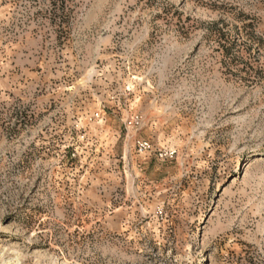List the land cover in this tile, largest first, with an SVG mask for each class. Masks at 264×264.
Masks as SVG:
<instances>
[{"label":"rangeland","instance_id":"374dc122","mask_svg":"<svg viewBox=\"0 0 264 264\" xmlns=\"http://www.w3.org/2000/svg\"><path fill=\"white\" fill-rule=\"evenodd\" d=\"M61 2L0 0V264H264V0Z\"/></svg>","mask_w":264,"mask_h":264},{"label":"built area","instance_id":"2783aa9c","mask_svg":"<svg viewBox=\"0 0 264 264\" xmlns=\"http://www.w3.org/2000/svg\"><path fill=\"white\" fill-rule=\"evenodd\" d=\"M148 148H149V146L145 142H141V143L137 144L138 152H145L148 150ZM173 156H174V152H172V151L163 152L159 155V157H161V158H171Z\"/></svg>","mask_w":264,"mask_h":264},{"label":"trees","instance_id":"16d2710c","mask_svg":"<svg viewBox=\"0 0 264 264\" xmlns=\"http://www.w3.org/2000/svg\"><path fill=\"white\" fill-rule=\"evenodd\" d=\"M61 3L63 4V3H64V0H62V2H61ZM61 10H62V12H63L64 8H62V7H61Z\"/></svg>","mask_w":264,"mask_h":264}]
</instances>
